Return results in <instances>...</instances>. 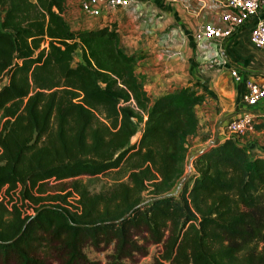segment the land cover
<instances>
[{
    "label": "trees",
    "instance_id": "trees-1",
    "mask_svg": "<svg viewBox=\"0 0 264 264\" xmlns=\"http://www.w3.org/2000/svg\"><path fill=\"white\" fill-rule=\"evenodd\" d=\"M66 7L0 0V264H264V157L227 137L184 179L198 83L153 99L118 30Z\"/></svg>",
    "mask_w": 264,
    "mask_h": 264
},
{
    "label": "crops",
    "instance_id": "crops-1",
    "mask_svg": "<svg viewBox=\"0 0 264 264\" xmlns=\"http://www.w3.org/2000/svg\"><path fill=\"white\" fill-rule=\"evenodd\" d=\"M144 1L143 17L118 8L110 28L118 30L120 47L126 53L136 54V73L153 99L178 87L198 83L204 99L195 106L198 126L187 139L190 163L195 154L225 139L223 122L245 106L242 98L245 84L235 80L231 68L264 78V49L250 38L256 22L264 20V7L232 35L199 43L195 34L202 24L222 21L223 0ZM69 5L67 0L64 15L66 18L73 15L72 20L67 18L70 23L83 28L101 26L81 11L79 2L76 12ZM253 109L257 114L256 127L241 142L253 156L264 157V98Z\"/></svg>",
    "mask_w": 264,
    "mask_h": 264
},
{
    "label": "built area",
    "instance_id": "built-area-1",
    "mask_svg": "<svg viewBox=\"0 0 264 264\" xmlns=\"http://www.w3.org/2000/svg\"><path fill=\"white\" fill-rule=\"evenodd\" d=\"M224 10L220 23L206 22L198 28L195 39L204 43L214 39L228 37L241 26L250 16L264 7V0H223ZM81 11L92 18H99L101 26L112 25V16L116 9L126 12L132 10L140 18L144 15V0H78ZM251 41L257 47L264 49V20L259 19L251 32ZM215 61V59H214ZM218 61V58H217ZM231 74L237 81L244 82L242 95L245 106L230 115L223 122L225 138L235 137L240 141L253 131L257 123V114L253 107L264 98V78H256L243 74L238 68L232 67ZM191 172L194 170L192 159L189 163ZM190 172V173H191Z\"/></svg>",
    "mask_w": 264,
    "mask_h": 264
},
{
    "label": "rangeland",
    "instance_id": "rangeland-1",
    "mask_svg": "<svg viewBox=\"0 0 264 264\" xmlns=\"http://www.w3.org/2000/svg\"><path fill=\"white\" fill-rule=\"evenodd\" d=\"M69 4L71 5V11H74L76 12L77 9L79 10V5H78V0H68ZM69 5V7H70ZM2 13L0 12V15ZM73 14V13H72ZM77 17V16H75ZM68 19H73V15H71L70 17L67 16ZM92 18V17H90ZM93 19H96L98 21V23H101L100 22V19L99 18H93ZM72 26L74 27H79V24L77 23H71ZM101 25V24H100ZM79 60H82V50L81 49H78L76 52H75V58H74V62H78ZM6 81V79L2 82H0V86ZM140 136V130L139 132L133 137V141L136 140L138 137ZM190 166H189V162L187 160L186 162V170L184 172V179H188L190 177ZM88 179V178H86ZM114 182V179L112 177L111 174H102V175H99L97 177H92L90 179V187L93 191H98L102 188H106L107 186H109L111 183ZM178 186L176 185L175 186V189L177 188ZM158 246L156 245H152L151 248H150V253L143 257L141 262L139 264H144V263H148V262H151L153 260V255L158 251ZM87 252L89 254L90 257L92 258H102L104 259L105 258V251H96L94 250L92 247H88L87 248Z\"/></svg>",
    "mask_w": 264,
    "mask_h": 264
}]
</instances>
